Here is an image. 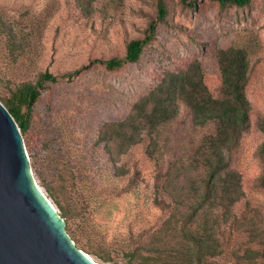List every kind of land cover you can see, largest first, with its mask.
<instances>
[{
    "label": "rangeland",
    "instance_id": "1",
    "mask_svg": "<svg viewBox=\"0 0 264 264\" xmlns=\"http://www.w3.org/2000/svg\"><path fill=\"white\" fill-rule=\"evenodd\" d=\"M157 3L0 0V101L38 85L47 72L56 78L39 88L22 134L31 175L79 250L98 264L174 263L177 257L149 244L181 236L191 194L208 181L203 142L214 125H197L180 99L176 115L156 128L119 124L166 74L196 61L210 93L220 98L217 51L245 49L250 127L230 154L242 195L229 212L218 213L223 217L216 236L231 243L203 262L264 264V0L245 7L165 0L168 16L140 60L107 69L103 61L124 58L128 44L145 37ZM215 218L201 213L190 229L201 230ZM250 234L260 237L248 243Z\"/></svg>",
    "mask_w": 264,
    "mask_h": 264
},
{
    "label": "trees",
    "instance_id": "2",
    "mask_svg": "<svg viewBox=\"0 0 264 264\" xmlns=\"http://www.w3.org/2000/svg\"><path fill=\"white\" fill-rule=\"evenodd\" d=\"M186 1V0H183ZM223 6L234 5L245 7L251 0H219ZM194 5V2H190ZM158 14L148 27L143 39L132 40L124 58H113L102 63L109 70H116L127 63H137L144 51L156 36L159 22L166 20L168 8L165 0H158ZM217 60L222 77V95L215 98L209 91L199 62H194L186 70L169 72L162 82L134 108L133 113L123 123L121 129L138 124L156 128L172 119L177 113V100H182L191 109L194 122L199 126L214 125V133L207 136L203 142V166L207 171L206 187L197 190L192 195L189 221L180 230V237L174 242L158 238L149 245L158 253L169 252L179 261L160 264H206L203 261L208 256H215L231 243V238L222 239L216 236L221 227V209L233 207L242 195L240 175L231 169L230 154L235 150L241 137L250 127L251 104L247 97L246 88L249 80V54L243 48L219 49ZM79 71L74 72L78 74ZM55 82L56 78L45 73L38 85L28 84L14 94L13 98L3 101L13 115L22 132L28 129V114L36 104L39 88L43 82ZM26 106L27 112H23ZM264 131V122L261 124ZM201 191V192H200ZM215 214L216 218L210 223L205 221L201 230H191V225L201 213ZM172 221L169 222V225ZM176 231V229H174ZM260 236L250 234L248 243H254ZM257 239V240H256ZM262 241V240H261Z\"/></svg>",
    "mask_w": 264,
    "mask_h": 264
},
{
    "label": "water",
    "instance_id": "3",
    "mask_svg": "<svg viewBox=\"0 0 264 264\" xmlns=\"http://www.w3.org/2000/svg\"><path fill=\"white\" fill-rule=\"evenodd\" d=\"M22 129L0 101V264H98L31 175Z\"/></svg>",
    "mask_w": 264,
    "mask_h": 264
},
{
    "label": "bare ground",
    "instance_id": "4",
    "mask_svg": "<svg viewBox=\"0 0 264 264\" xmlns=\"http://www.w3.org/2000/svg\"><path fill=\"white\" fill-rule=\"evenodd\" d=\"M88 256H89V255H88ZM90 256H91V255H90ZM90 256H89V257H90ZM91 258H92V257H91ZM92 259H93V258H92Z\"/></svg>",
    "mask_w": 264,
    "mask_h": 264
}]
</instances>
